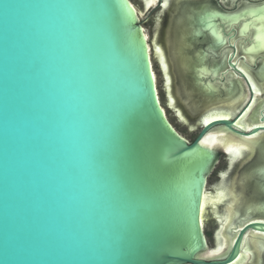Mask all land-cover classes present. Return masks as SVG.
I'll return each mask as SVG.
<instances>
[{"label": "water", "instance_id": "95a60500", "mask_svg": "<svg viewBox=\"0 0 264 264\" xmlns=\"http://www.w3.org/2000/svg\"><path fill=\"white\" fill-rule=\"evenodd\" d=\"M206 7H184L177 23L192 115L238 88L208 78L226 74L217 61L231 25L244 20L240 33L252 31L245 54L264 51V3L207 13L196 27L195 11ZM139 27L122 0H0V264H233L248 232L264 235L263 151L242 174L255 190L231 246L221 258L199 257L203 168L217 160L197 155L200 141L221 126L251 136L264 125L235 128L250 98L231 120L203 124L192 142L174 132ZM227 65L236 70L231 56Z\"/></svg>", "mask_w": 264, "mask_h": 264}, {"label": "bare ground", "instance_id": "6f19581e", "mask_svg": "<svg viewBox=\"0 0 264 264\" xmlns=\"http://www.w3.org/2000/svg\"><path fill=\"white\" fill-rule=\"evenodd\" d=\"M122 2L125 14L132 16L133 23L139 21V11L136 6L130 0H122ZM144 2L147 9L152 8L157 4H149L148 0H144ZM187 6L192 5L189 4ZM161 8L163 10L166 9L163 7V3ZM184 15H187L185 8ZM238 26H244V22L242 23L239 21L231 25V31H226L229 32V35L231 34L230 37L229 35H226V38L229 37L231 40L223 42L221 47V50H224L223 55L228 53L229 56H231V61L234 63L236 70L228 67L227 58L224 57L221 62L226 61V74H217V79L212 77L208 78L214 85L223 84V89H227L229 82H237L239 86L238 88H234L231 97L203 107L202 110L198 109L197 111L206 112L200 119L202 125L217 119L231 120L241 108L246 106L249 99L252 98L249 107L236 122L235 128L240 130L241 133H245L250 131L255 126L264 125V119L262 122L260 121V117L264 116V75L261 76L262 69H260L262 67V63L264 62V51L263 54H245L252 45V31L241 34ZM136 35L142 56L145 61L148 62L147 69L149 71L151 83L154 84L155 97L160 105V111L162 113L161 116H164L166 120H168L165 110L160 104L156 74L153 69L148 37L141 25L138 30H136ZM167 36L171 64L174 69V73H176V76L179 77L181 81L182 92L186 95L181 51H179V53L177 52L178 49L180 50L177 26L173 29V33H171V29H169ZM225 48L232 49V52L230 53L228 51L229 49L225 51ZM165 50H167V48ZM159 59L167 77L165 54L163 51H159ZM221 62L219 61L217 64ZM240 71L244 74L245 79H243L242 74L239 73ZM242 84L248 94L245 89H243L244 87ZM185 97L184 101H186L187 105H189L190 110H195V97H187V95ZM243 102L244 105L241 106ZM207 108L209 109L206 110ZM171 128L174 132L176 131L173 126ZM202 140H205L208 145H211V147L201 145L200 143L201 149L197 155L211 152L217 154V150L220 149L227 154H233L236 159L246 154L255 155L257 151H261V153L264 151V145H262L264 142L263 130L255 135L243 136L242 134L233 133L221 126L209 131ZM210 170L211 169L207 170L203 168V242L205 243L204 246L206 249L199 254V257H206L208 259L221 258L226 254L232 244V228L237 226L236 222L238 217H241V209H245L244 204L243 207L241 206V195L244 191H241V189L239 191V189L235 186L236 183L233 185L229 182H223L213 191L206 190V176L209 174ZM236 181L238 182V178H236ZM241 186H243V182L240 183V187ZM243 187L246 188V186ZM252 189V191L255 190V188ZM209 214L219 221L220 226L218 230L219 233H217L216 236V246L213 249H207L208 245L204 235L205 223L208 221ZM243 218L246 219V215ZM246 221H248V219ZM238 223L239 226H241L240 224H242L243 221H239ZM229 232H231L230 235ZM263 254L264 235L257 232H248L243 244V252L239 259L233 264H262V259L264 257Z\"/></svg>", "mask_w": 264, "mask_h": 264}, {"label": "rangeland", "instance_id": "374dc122", "mask_svg": "<svg viewBox=\"0 0 264 264\" xmlns=\"http://www.w3.org/2000/svg\"><path fill=\"white\" fill-rule=\"evenodd\" d=\"M130 1L136 6L139 11V23L144 28L145 33L148 37L153 69L156 74L157 90L160 104L165 110L166 117L169 123L173 126L177 133L184 137L187 141L192 142L200 132V128L202 126L200 119L206 112L204 113L203 111H201L198 114H189L190 112H188V109L189 111L191 110L186 101H184L185 96L182 92L181 81L179 77L176 76V73H174V69L172 67L169 56L167 41L168 31L169 29H171V33H173V27L176 24V19H178V17L180 16V13L184 6H182V2L179 4V1L174 2L173 0H169L170 7L165 10H163L162 8H157V6L152 7V9H147L145 7L144 0ZM186 1L187 0H185L184 5H188V3L192 5L217 4V0H194L189 2ZM157 48H159L160 51H163V53L165 54V66L168 78L166 77L165 70L161 65L159 52L156 51ZM166 48L167 50H165ZM228 49L225 48V51L228 50L231 53L232 49ZM179 51L180 50L178 49L177 52L179 53ZM166 53L168 54V56ZM219 60L220 59L218 58L217 62H219ZM260 69H262V67ZM235 84L239 86L237 82H235ZM243 89H245V87ZM246 93L248 94L247 91ZM244 102L241 104V106L244 105ZM209 108H207L206 110H208ZM262 145H264V142L262 143ZM260 153L261 151H257L255 155L246 154L235 159L233 154L230 155L218 149L217 160L207 176L206 190L213 191L221 183L229 182L233 185L234 183H236L235 186L240 191V189L242 188V186L240 187V179L242 178V174L263 152L261 154ZM236 178H238V182L236 181ZM252 190V188H247V183L246 188H244L243 190L241 189V191H244L241 195L242 207L243 204L244 207L247 204L249 198L254 192ZM241 210L243 211V209ZM219 228V221L216 218L212 217L211 214H209L208 221L205 223L204 228V235L208 245L207 249H213L216 246V235ZM262 260L264 261V258Z\"/></svg>", "mask_w": 264, "mask_h": 264}, {"label": "flooded vegetation", "instance_id": "af4514ba", "mask_svg": "<svg viewBox=\"0 0 264 264\" xmlns=\"http://www.w3.org/2000/svg\"><path fill=\"white\" fill-rule=\"evenodd\" d=\"M173 1L174 2L175 1H177V2L179 1L178 2L179 4L182 2V6H184V7L187 6V5H184L185 4V0H173ZM189 1H194V0H187L186 2H189ZM162 3H163V0H158L157 4L155 6H157V8H161ZM263 3H264V0H217V7L215 5L211 6L209 4H201V5H208V9L209 10L207 9V7L204 8L203 10L207 9L208 11H203L202 14L200 12H198V11H195L196 20H194L193 24L196 27H200L199 25H202V23L199 22V19L201 20L207 13H214V12L216 13L217 12V13H222V14H227V15L239 14L242 11H245V10L249 9L250 6L260 5V4H263ZM189 4L190 3H188V5ZM190 5H192V4H190ZM201 5L193 4L192 7L196 8V7L201 6ZM230 7H232V8H230ZM181 13H180V16L178 17V19H176V22H175L176 24L174 25V27L172 26L173 29L177 26V23L179 22V20L182 19L183 17H185L184 8H182ZM219 21L216 20L215 23L218 24ZM240 22L243 23L244 20H241ZM190 24H192V23H190ZM227 38H229V37H227ZM223 52H224V50H220V54H219V57H218L220 59L219 61H221L224 57L225 58H229L230 57L228 53L223 55ZM262 264H264V261L262 262Z\"/></svg>", "mask_w": 264, "mask_h": 264}, {"label": "snow or ice", "instance_id": "6c2138e0", "mask_svg": "<svg viewBox=\"0 0 264 264\" xmlns=\"http://www.w3.org/2000/svg\"><path fill=\"white\" fill-rule=\"evenodd\" d=\"M148 2H149V4H153V5H154V4L157 3V0H148ZM163 7L166 8V9H167L168 7H170L169 0H163ZM251 14L255 15L256 13H251ZM262 46H264V45H262ZM156 51L159 52L160 49L157 48ZM242 71H243V69H242ZM200 143H201V145H205V146L211 147V145H208L207 142H206L205 140H201ZM237 154H238V153H237ZM260 223H264V220L260 221Z\"/></svg>", "mask_w": 264, "mask_h": 264}]
</instances>
